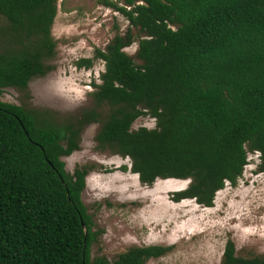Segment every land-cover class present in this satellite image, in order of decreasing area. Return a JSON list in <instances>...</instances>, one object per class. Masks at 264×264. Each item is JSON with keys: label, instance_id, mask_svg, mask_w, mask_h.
Returning a JSON list of instances; mask_svg holds the SVG:
<instances>
[{"label": "trees", "instance_id": "obj_1", "mask_svg": "<svg viewBox=\"0 0 264 264\" xmlns=\"http://www.w3.org/2000/svg\"><path fill=\"white\" fill-rule=\"evenodd\" d=\"M100 2L129 28L77 64H105L93 109L62 117L0 98V264H147L175 250L137 246L113 262L93 255L99 234L83 201L92 169L71 174L63 160L93 123L99 149L129 158L142 185L190 182L172 194L176 203L214 207L227 184L237 187L251 154L264 173V0ZM57 15V0H0V95L27 93L52 71ZM145 116L156 128L135 130ZM221 264H264V254L241 257L228 240Z\"/></svg>", "mask_w": 264, "mask_h": 264}, {"label": "rangeland", "instance_id": "obj_2", "mask_svg": "<svg viewBox=\"0 0 264 264\" xmlns=\"http://www.w3.org/2000/svg\"><path fill=\"white\" fill-rule=\"evenodd\" d=\"M58 15L53 26L56 56L47 62L50 71L34 78L27 93L7 88L2 101L62 117L79 116L93 109L94 84H101L105 64L96 61L92 69L79 68L82 59H92L96 50H105L117 33L124 34L129 22L120 13L106 8L101 0H57ZM138 34V30H133ZM138 42L126 49L135 56ZM104 113L108 112L103 108ZM156 128L150 116L140 118L134 129ZM100 124L88 125L81 148L63 158L73 174L91 168L83 201L92 216L99 241L94 256L111 262L137 246H175V250L147 264H221L228 240L244 258L264 254V173H258L259 154L249 156V165L237 187L227 184L217 194L215 205L205 208L195 200L172 201V194L190 182L159 180L142 185L131 172V160L101 151L96 137ZM128 171H123L124 168Z\"/></svg>", "mask_w": 264, "mask_h": 264}, {"label": "bare ground", "instance_id": "obj_3", "mask_svg": "<svg viewBox=\"0 0 264 264\" xmlns=\"http://www.w3.org/2000/svg\"><path fill=\"white\" fill-rule=\"evenodd\" d=\"M136 176H138V175H136ZM168 181H174V182H177V183H180V184L188 182V181H179V180H168Z\"/></svg>", "mask_w": 264, "mask_h": 264}]
</instances>
